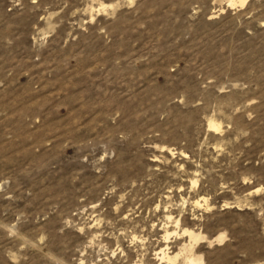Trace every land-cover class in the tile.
I'll return each instance as SVG.
<instances>
[{"label":"rangeland","instance_id":"rangeland-1","mask_svg":"<svg viewBox=\"0 0 264 264\" xmlns=\"http://www.w3.org/2000/svg\"><path fill=\"white\" fill-rule=\"evenodd\" d=\"M186 228L264 264V0H0V264H174Z\"/></svg>","mask_w":264,"mask_h":264},{"label":"bare ground","instance_id":"bare-ground-1","mask_svg":"<svg viewBox=\"0 0 264 264\" xmlns=\"http://www.w3.org/2000/svg\"><path fill=\"white\" fill-rule=\"evenodd\" d=\"M220 1H223V0H220ZM225 1H227L230 6H243L247 2V0H225ZM209 127L212 130L217 131L220 128V124L215 122V121H210ZM197 203H199V200L197 201ZM184 232L189 233V237L192 240L191 243H190V241H189V244L184 243L182 245V247L180 246L181 248H179V251L173 255H171L168 252V249L160 248L159 252L158 251H157L158 253L156 252L160 257V260L162 261L163 259L164 260L166 259V260L171 261L172 263L175 264L177 259L179 260V257L182 255L183 256L182 261H184L185 264H203L205 262V259L203 258V255H201L202 253L201 254L196 253V251L194 252L193 249H194V243L197 242L198 240H200L201 238H203L205 235L203 236L201 234V232L197 233L194 230L192 231V229L189 230L188 228L184 229ZM169 233L170 232H168V230H166L165 238H168L170 236ZM224 237H225L224 234H219L217 236L216 240L217 241H223ZM211 242H213V241L211 240ZM159 257L157 256V258H159Z\"/></svg>","mask_w":264,"mask_h":264}]
</instances>
